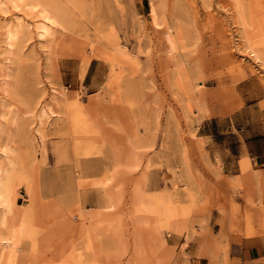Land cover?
Instances as JSON below:
<instances>
[{
	"label": "rangeland",
	"instance_id": "374dc122",
	"mask_svg": "<svg viewBox=\"0 0 264 264\" xmlns=\"http://www.w3.org/2000/svg\"><path fill=\"white\" fill-rule=\"evenodd\" d=\"M55 1L66 35L75 39L64 37L56 46L38 39L35 10L21 5L0 11V24L20 17L31 34L7 60L4 72L12 97L0 91V161L7 156L14 163L10 187L16 217L11 226L0 227V236H8L7 229L22 217L31 235L20 237L14 253L0 247V264H127L140 221L132 203L136 192L168 202L181 231L162 228L163 245L149 242L143 233L135 264H181L193 247L208 264H264V228L257 220L264 213V169L242 151L245 137L264 127V66L248 56L228 0H191L192 7L185 0L166 7L162 0ZM249 1L264 15V0ZM152 8L161 12L159 29ZM177 21L183 36H175L171 47L165 33L169 26L175 35ZM216 25L232 26L225 36L234 34L232 42L224 41L233 45L230 51L235 50L241 70L219 60L224 42L213 39ZM108 33L126 55L120 76L111 74L102 57L92 56ZM86 59L95 60L102 75L92 95L78 87ZM177 64L181 88L173 74ZM162 68L172 76L169 84ZM59 96L62 100L55 101ZM46 105L51 113L39 117ZM74 106L86 118L87 132L72 128L68 110ZM128 145L137 161L133 171L123 157ZM221 232L223 239L215 245ZM175 237L183 240L180 247L172 245ZM241 240L259 247V259H229L230 245L239 246Z\"/></svg>",
	"mask_w": 264,
	"mask_h": 264
},
{
	"label": "bare ground",
	"instance_id": "6f19581e",
	"mask_svg": "<svg viewBox=\"0 0 264 264\" xmlns=\"http://www.w3.org/2000/svg\"><path fill=\"white\" fill-rule=\"evenodd\" d=\"M171 1L172 0H162L161 6L166 7L167 3L171 2ZM174 1H173V3H174ZM185 1H187L186 3H188V5L192 7L193 3L191 2V0H185ZM194 1H196V0H194ZM177 2L181 3L180 1H177ZM211 3H212V1H211ZM182 4H184V3H182ZM21 5L27 7L28 9H33L36 11V17L39 18V21H37L34 24V28L37 32V37L39 40L49 41L54 46L61 45V43H63V41H64V37H68V39H70L71 41L75 40L74 38H71L70 36L66 35L67 29H66L65 24H64V17L60 13V11L58 9L57 2L55 0H0V11L4 13L3 10L5 9L6 6H12V8L18 10L19 6H21ZM176 5L178 6V4H176ZM228 5H229V8H228L229 12L228 13L231 16L232 21H234L233 24L237 23L241 28V30H238V31H239V34L242 32L241 38H243V40L246 42V48L245 49L247 50V52L249 54L248 56H250V58H252L254 61L261 63L260 66L262 64L264 66V15H261L262 7H260L258 4L254 3V2H250L249 0H228ZM180 6H181V4H180ZM181 8H183V7H181ZM196 11L197 10H195V12ZM151 12H152L151 14H152L153 23L159 29L158 21H159V16H160L159 14L161 12L159 13V10H157L155 8H152ZM166 12H165V14H166ZM172 13H174V12H172ZM172 13H171V15H172ZM212 15H214V14H212ZM161 17L163 18L164 16L161 14ZM227 18L229 20L230 17H227ZM15 19L16 20H14V21H10V20L9 21H2L0 24V91L10 98L12 97V93H10L8 90L9 86H8V82L6 79V74L4 72L5 67H7L6 66L7 60L9 59V57H11L15 53L19 52V50L17 49L18 48L17 46L20 45L24 41V38L26 37V35H28V36L31 35V34L27 33V31L29 29V24L27 22H25L23 19H21L20 17H17ZM195 19L197 20V18H195ZM219 19L218 20L216 19V20H217V22L221 23V20L219 21ZM211 20H214V19H211ZM164 21H165V19H164ZM206 21H209V19L207 18ZM214 22H216V21L214 20ZM212 24H213V22H212ZM194 25H195V22H194ZM209 25H211V23ZM222 25L225 26V24H222ZM205 26H207V25H205ZM182 27L183 26L181 25V23H179L177 21V23L175 24V32H176L175 35H173L171 32L174 29L172 30V27H169V26L167 27V31L165 33V39H166V42H168L171 45V47H173L175 36L177 39L178 38L180 39L181 36H183V34H182L183 28ZM189 27H191V26L189 25ZM229 27L232 28L231 25ZM229 27L227 26V28H229ZM194 29H197V28H194ZM226 29H225V27L222 28L221 26L216 25L213 28V30L211 31V34L212 33L214 34L213 39H214V37H216V39L218 41L224 42L223 43L224 45L221 44L222 48L219 51L218 58H219V60H228L230 65H231V63L237 64L238 65L237 67H239L238 69L241 70L242 66H240V64H238V61L237 62L235 61L234 54L232 53L235 50L230 51V50H232L230 47L233 45L229 46L224 41V39H226L225 36H226L227 31H228V29L227 30ZM232 30L233 29H231V31ZM234 30L236 31V29H234ZM108 32H109V30H108ZM112 33H114V31ZM61 34H63V35L61 36ZM105 34H106V32H105ZM241 34H240V36H241ZM197 35H199V34H197ZM228 35H230V32ZM233 35H231V36H233ZM28 36H27V38H29ZM231 36L229 39H226V40L231 41V39H232ZM254 38H258L259 42L252 44L250 41ZM101 39H102V42L105 39L104 43H102V47L100 49L91 50L92 56L102 57V59L105 62H108L111 74H114L116 72L117 75L120 76L121 72L123 70V65L125 64L124 62L127 60V59H125L126 58L125 53L122 50H120V48L118 46L119 43H117V41H116L117 38H115L114 35H112L111 33L109 35L102 36ZM214 41H216V40H214ZM213 44H215V43H213ZM235 47L236 46H234V49H236ZM244 47H245V45H244ZM202 50H201V53H202ZM240 51L244 52V48L241 49ZM243 52H242V54L245 53V52L244 53ZM242 54H240V52H239L238 56H240ZM212 55H214L213 52H212ZM215 58H217V57H215ZM174 61H175V59L173 58V63H174ZM176 62H177V60H176ZM89 63H90V59H86L85 63H84V71L87 68V66L89 65ZM202 63H205V62H202ZM213 63H211V64H213ZM219 64L221 65L220 62H219ZM226 64H228V63H226ZM226 64H224V65L226 66ZM197 65L199 66L198 63H197ZM198 66H196V67L199 71L200 68ZM227 66H229V65H227ZM209 67L211 69L212 66H208V69H209ZM245 68L246 67H244V69ZM202 69H203V67H202ZM162 71H163V73L160 72V74H163V78H164L166 84H169L170 83L169 82L170 77H172L170 75V72L167 71L166 68H162ZM199 73H200V71H199ZM173 74H174V77L176 78V83L181 88L183 86L184 82L182 79V70L178 64L175 66V70H174ZM197 77H198V75H197ZM162 84H163V82H162ZM54 100L59 102L62 100V96H59V97L55 98ZM112 109L116 110L115 107H113ZM47 112L51 113L49 106L46 105V108H45V106H41L39 117L45 116L47 114ZM68 118H69V122H70L72 128H74L75 130H78L81 132H87L88 131V128H87L88 124H87L86 118L80 112L79 106H74L73 108L68 110ZM122 137L123 136H121V139H122ZM123 157H124L125 164L129 168V171H133L134 168L137 166L136 165L137 161L135 159L134 152L131 149V147H129V145H128V147H125ZM123 157L122 156L118 157L115 161V164H119L120 162H122ZM242 168H243V170H248V164L244 163ZM13 169H14V163H13V160H11L9 157L6 156L5 161H3V162L0 161V227L11 226V222L14 221L16 218L15 213H14V209H13L14 194H13V191L10 187V179H11V175L13 173ZM223 183H220L221 188H222ZM262 200H264V194L262 195ZM132 203L135 207L136 213L138 214V216L140 215V221L138 222V225L136 226V230H135V242H134V246H133V251H134L133 259L130 262H128L127 264H135L137 260L141 259L140 254L142 252L141 250H142L143 245H144L143 233H146L145 237L148 238L149 242L154 241L156 244L163 245L164 242H163V239L161 237V229L162 228H166V229H169V230L174 231V232L181 231L180 225L175 222L176 221V219H175L176 210L172 206H170V204L168 202L163 201V199H161V197H159L157 195L147 196V195H144L143 193L137 194V192H136V193H134V195L132 197ZM111 207L112 206L110 205L107 209H110ZM185 214H186V211L183 209L182 215H185ZM21 219L22 220H21L20 224L17 225L16 227H12L11 231H10V229H7L10 232V234H8L9 232H7L8 236H3V235L0 236V247L2 249L6 248V249H9L12 253H14L15 246H16L18 240L20 239V237H24L23 236L24 234L26 235L25 237H27V235L30 237L31 227H30V225H28V221L27 222L24 221L25 217H22ZM147 220H150L151 222H148V224H146ZM257 220L262 225V228H264V213H259V215L257 216ZM223 236H224L223 232H221L219 234V236H217L218 239L216 240V242H214L215 245L220 244L221 240L223 239ZM64 242H65V240H64ZM11 257H13V254ZM211 262H214V256H211ZM74 264H80V263L78 261H76V262H74Z\"/></svg>",
	"mask_w": 264,
	"mask_h": 264
},
{
	"label": "crops",
	"instance_id": "0c3cea01",
	"mask_svg": "<svg viewBox=\"0 0 264 264\" xmlns=\"http://www.w3.org/2000/svg\"><path fill=\"white\" fill-rule=\"evenodd\" d=\"M100 67L95 60H92L87 66L83 77L78 83L80 90H83L86 94L92 95L96 93L101 78ZM261 125V124H259ZM242 151L245 156L251 159L255 165L259 166L260 169H264V127L255 135L251 137H245L242 144ZM183 240L179 237H175L172 241V245L180 247ZM190 248L188 244V249ZM197 252V248L193 247L191 250H187L188 257H181V264H208L206 257H198L194 253ZM178 253L180 251L178 250ZM261 250L256 244L245 243L241 240L239 246L230 245L229 248V259H233L235 263L242 261H254L259 259Z\"/></svg>",
	"mask_w": 264,
	"mask_h": 264
}]
</instances>
